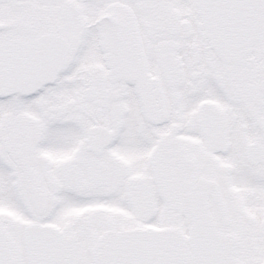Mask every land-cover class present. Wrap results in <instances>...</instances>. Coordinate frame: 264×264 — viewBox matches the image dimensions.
Returning a JSON list of instances; mask_svg holds the SVG:
<instances>
[{"label": "snow or ice", "instance_id": "1", "mask_svg": "<svg viewBox=\"0 0 264 264\" xmlns=\"http://www.w3.org/2000/svg\"><path fill=\"white\" fill-rule=\"evenodd\" d=\"M0 264H264V0H0Z\"/></svg>", "mask_w": 264, "mask_h": 264}]
</instances>
